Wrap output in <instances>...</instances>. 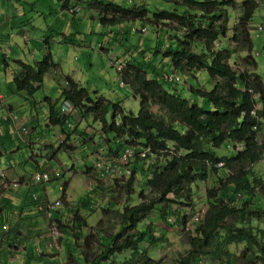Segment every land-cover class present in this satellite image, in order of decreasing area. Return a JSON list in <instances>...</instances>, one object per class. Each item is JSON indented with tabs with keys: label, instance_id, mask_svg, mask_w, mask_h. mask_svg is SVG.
<instances>
[{
	"label": "trees",
	"instance_id": "1",
	"mask_svg": "<svg viewBox=\"0 0 264 264\" xmlns=\"http://www.w3.org/2000/svg\"><path fill=\"white\" fill-rule=\"evenodd\" d=\"M161 1L166 4L164 7L137 3L123 6L114 0L86 3L103 27L148 21V15H151L159 23L173 25L171 31L175 35L170 42L144 40L141 36L143 47L139 50H132L131 44L123 47L122 62L118 65L122 69L117 68L122 82L139 99L137 115L125 112L119 104L111 106L103 98L94 101L85 88L71 78H65L60 95L62 102L68 101L80 111L85 108V115L92 113L97 118L100 116L102 130L107 137L112 135L111 139L107 138L110 144L106 156L121 155L126 148L132 147L136 151L149 148L156 159H164V164L153 170L150 163L147 164L146 174L151 171L144 187L151 191L153 197L144 196L141 190L138 204L116 210L120 215L119 231L103 244L101 254L92 262L85 258L89 257V251L81 254L83 264H102L126 251L131 253L129 260L123 263L113 260L112 264H157L141 247L154 246L162 239L155 236L150 226L140 228V224L156 209L162 222L168 224L169 216H178V212L170 211L169 206L182 203L180 199L188 200L192 184L204 182L219 172L223 174L217 177L219 186L207 190V209L203 218L187 234L186 243L190 250L179 257L176 264H201L202 258L209 259V264H264V230L252 226L254 222L264 224V207L257 200V195L264 198V177L254 168L264 160V141L257 139L264 119V108H257L258 103L264 106V83L256 72H238L230 63L236 52L251 54L253 51L248 27L258 3L253 0L242 3V15L231 37L238 45L235 50L227 45L216 46L227 37L229 20L226 9L234 8L235 0ZM76 4L71 5L69 0H65L62 9L74 15L79 11L75 9ZM123 31L125 34L120 31L108 33L109 43L116 42L121 46L128 43L127 35L133 34L132 27ZM156 59L166 60L167 68H156ZM251 64L257 65L254 60ZM56 67L51 53L44 55L34 67L16 62L14 80L17 92L33 96L43 87L47 73ZM178 72L184 78L187 74L193 76L194 72H205L207 80L213 85L209 90L202 89L198 82L192 80L188 88L178 86L173 79V73ZM151 106L164 109L171 116L172 123L157 120L150 110ZM110 107H113V115L108 123L106 116ZM60 113L61 104L58 111L54 104L50 106L51 124L59 126V131L66 136L56 152L66 145L67 140H71L70 133L65 129L68 117H60ZM117 118L119 122H116ZM226 143L232 146L235 155L218 157L215 150ZM102 150H98V155H104ZM146 160L148 162L149 157ZM221 163L222 167H218ZM85 169V173L89 174L90 167ZM139 171L145 173L143 166L136 165L130 170V177L122 186L127 194H132L135 174ZM51 179L49 174L47 182ZM66 187L67 183H64L61 198L64 200ZM170 195L174 198H169ZM89 196L86 195L87 198ZM23 206L44 212L39 209L41 200L28 197L26 192L19 211L23 210ZM55 210H50L49 219L74 232L72 236L77 239L83 223L77 209H67V214ZM172 221L174 225L185 226L187 217L181 216L179 220ZM7 222L6 216L0 217V228L7 227ZM91 237L87 236L86 247H89ZM239 245L244 247L239 255L229 250V247ZM69 259L67 264H82L73 254H69Z\"/></svg>",
	"mask_w": 264,
	"mask_h": 264
},
{
	"label": "rangeland",
	"instance_id": "2",
	"mask_svg": "<svg viewBox=\"0 0 264 264\" xmlns=\"http://www.w3.org/2000/svg\"><path fill=\"white\" fill-rule=\"evenodd\" d=\"M64 1L0 0V124L4 121V125H0V174L3 175L0 177V217L6 216L8 220L7 227L0 228V264H12L9 260L10 251L14 246L18 249L29 244L37 245L42 253L59 254L55 260H49L45 264H67L70 260L69 254H73L79 263L83 264L81 254L85 255L86 251H89L90 255L85 258L92 262L101 254L103 244L108 243L111 236L119 231L120 215L116 210L121 211L124 206L138 204L140 201L138 194L141 190L144 196H152L151 191L144 187V182L150 177L151 170L164 164V159L158 157L151 162L135 157L129 162L127 165L130 167L129 170L138 165L143 166L145 172L139 171L135 174L132 194H127L122 187L129 177H123V181H119L121 178L113 175L100 176L99 172L92 168L99 149H103L106 156L110 144L107 138L111 139L112 135L107 137L102 130L100 116L97 118L92 113L85 115V108L80 111L73 107L74 117L59 114L60 117L61 115L68 117L65 129L70 133L71 140H67L66 145L56 152L66 136L59 131V126L51 124L50 106L54 104L58 111L66 77L85 88L94 101L103 98L110 102L111 106L119 104L125 112L137 115L139 99L135 98L129 87L122 82L118 71V68L122 69V66L118 65L122 62L123 47L131 44L132 50H139L138 48L143 47L141 36L144 40L158 39L170 42L175 35L171 31L173 25L159 23L151 15H148V21L103 27L98 23L96 13L86 7V3L93 0H69L71 5L77 3L75 9L78 8L79 11L74 15L62 9ZM114 1L123 6H132L136 3L158 7L166 5L161 0ZM235 1L234 8L226 9L229 32L223 42L216 44L217 47L222 44L237 50L238 45L231 37L233 28L242 15L241 7L245 0ZM253 1L258 3L248 27L253 51L251 54L236 52L230 63L238 72L249 74L256 72L264 83V0ZM130 27L133 34L127 35L128 43H124V46L116 42L109 43L108 33L120 31L125 34L123 30L127 31ZM259 28L262 31L258 30ZM48 53H51L57 67L47 73L43 87L33 96L17 92L14 80L16 62L20 61L34 67L35 63L41 61ZM156 60V63L154 62L156 68H167L166 60ZM253 60L256 61V66L251 64ZM173 79L178 86L187 88L192 80L198 82L202 89L209 90L213 85L207 80L205 72H194L193 76L187 74L186 78L179 72L173 73ZM176 84L174 86H177ZM112 108L110 107L106 116L108 123L112 121ZM257 108L261 109L264 106L258 103ZM9 110L19 118V121L15 123L10 120ZM150 110L157 120L172 123L171 116L164 109L151 106ZM116 122H119V118ZM68 124L71 127H68ZM20 127H24L27 133L20 135L18 132ZM58 135L62 137L58 138ZM257 139L264 141V119ZM215 153L218 157L230 158L235 155V150L226 143L216 149ZM148 163L151 170L146 174ZM86 167H90L89 174L85 173ZM254 168L264 177V160L254 165ZM36 174H50L52 179L39 183L34 179ZM55 174L59 176L55 178ZM218 175L223 176L219 172L204 182H195L191 185L188 200L180 199L182 203L169 206L170 211L178 212V216H169L172 220H179L181 216L187 217L185 226L174 225L169 221L165 225L159 218L157 209L140 224V228L150 226L155 236L162 239L160 243L151 247L142 245L141 248L150 259L157 264H176L179 257L186 255L190 250L186 243L187 234L196 226L194 219L203 218L207 209V190L219 186ZM64 183H67L65 200L61 199ZM22 192H26L30 198H39L41 206L45 208L53 206L62 213L68 212L67 209L76 208L83 219L79 237L75 239L72 236L74 232L63 229L58 222L51 221L47 213L33 211L31 207L25 209L26 211L16 209L6 211L8 203H11L8 197L13 198V195ZM87 194L90 195L89 198L86 197ZM169 198L174 197L170 195ZM257 200L264 207V198L257 195ZM56 202L60 205L56 206ZM252 226L264 230V224L254 222ZM89 235L92 237L88 241L89 247H86L85 240ZM262 241L264 242V238ZM49 244L52 247H48ZM243 248V245L231 246L229 250L239 255ZM130 257L131 253L126 251L110 257L102 264H112L113 260L123 263ZM14 259L20 260L19 257ZM209 263V259H201V264Z\"/></svg>",
	"mask_w": 264,
	"mask_h": 264
},
{
	"label": "built area",
	"instance_id": "3",
	"mask_svg": "<svg viewBox=\"0 0 264 264\" xmlns=\"http://www.w3.org/2000/svg\"><path fill=\"white\" fill-rule=\"evenodd\" d=\"M258 30H261L259 28ZM61 113L64 115H72L73 114V106L68 101H63L61 103ZM8 116L11 121L17 122L19 121V118L12 113V111L8 112ZM68 127H70V124H68ZM18 132L20 135L26 134L27 130L24 127L18 128ZM135 157L140 159H147L149 157L150 160H153L155 158V154L149 149V148H140L138 151H136L132 147H128L125 149V151L118 156L110 155L108 158L98 156V159L96 160V164L94 167V170L96 172H99L100 176H108L113 175L115 177H123V176H130V170L128 169L127 165L129 162H131ZM222 163L218 165V167H222ZM57 175V174H55ZM0 177L2 178L3 175L0 174ZM35 181L40 182H47L49 180L48 174H36L34 176ZM16 186V184H14ZM56 206L59 205L58 202L55 203ZM39 209L41 211H44V213H47L48 216L51 215L50 210L54 209V207H43L40 206ZM201 220L200 217H197L194 219V222H199ZM170 222H173L171 219H169ZM48 247H52L51 244L48 245Z\"/></svg>",
	"mask_w": 264,
	"mask_h": 264
},
{
	"label": "crops",
	"instance_id": "4",
	"mask_svg": "<svg viewBox=\"0 0 264 264\" xmlns=\"http://www.w3.org/2000/svg\"><path fill=\"white\" fill-rule=\"evenodd\" d=\"M59 137H62V136L58 135V138ZM23 195H24V192L13 195V198L8 197L10 199L9 202L11 203H8V206L6 207V211H12L13 209L19 210L21 208V201L23 200ZM25 209L27 208H23V211ZM37 247L38 246L37 245L35 246V244H29V245H26L25 247L18 248V249H16V246H14L13 250L10 251L9 263L11 262L12 264H45L49 260L53 261L56 259V257H59V254L57 255V254H52L49 252L42 253L40 249ZM14 257H19L20 260L14 259Z\"/></svg>",
	"mask_w": 264,
	"mask_h": 264
},
{
	"label": "clouds",
	"instance_id": "5",
	"mask_svg": "<svg viewBox=\"0 0 264 264\" xmlns=\"http://www.w3.org/2000/svg\"><path fill=\"white\" fill-rule=\"evenodd\" d=\"M261 31H262V29H261ZM62 103V102H61ZM67 116H73V114L72 115H67ZM102 152H103V150H102ZM99 156V155H98ZM102 157H106V156H104V155H101ZM110 156V154L109 155H107V157L106 158H108ZM98 159V158H97ZM146 160V159H145ZM150 160V159H149ZM151 161V160H150ZM123 177H126V176H123ZM123 177H118V178H123ZM128 177H130V176H128ZM170 219V218H169ZM172 220V219H171ZM169 221V220H168ZM170 222V221H169ZM171 223V222H170Z\"/></svg>",
	"mask_w": 264,
	"mask_h": 264
}]
</instances>
